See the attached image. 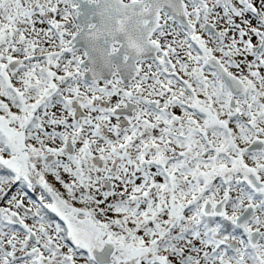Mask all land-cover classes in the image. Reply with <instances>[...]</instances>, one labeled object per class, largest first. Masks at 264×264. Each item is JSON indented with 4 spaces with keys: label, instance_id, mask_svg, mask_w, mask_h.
<instances>
[{
    "label": "snow or ice",
    "instance_id": "obj_1",
    "mask_svg": "<svg viewBox=\"0 0 264 264\" xmlns=\"http://www.w3.org/2000/svg\"><path fill=\"white\" fill-rule=\"evenodd\" d=\"M0 264H264V0H0Z\"/></svg>",
    "mask_w": 264,
    "mask_h": 264
}]
</instances>
